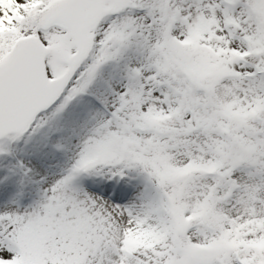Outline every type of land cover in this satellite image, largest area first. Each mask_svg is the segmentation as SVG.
Here are the masks:
<instances>
[{
    "label": "snow or ice",
    "instance_id": "6c2138e0",
    "mask_svg": "<svg viewBox=\"0 0 264 264\" xmlns=\"http://www.w3.org/2000/svg\"><path fill=\"white\" fill-rule=\"evenodd\" d=\"M0 264H264V0H0Z\"/></svg>",
    "mask_w": 264,
    "mask_h": 264
}]
</instances>
